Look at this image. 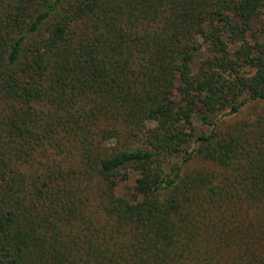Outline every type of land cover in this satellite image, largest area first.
Listing matches in <instances>:
<instances>
[{
	"label": "trees",
	"instance_id": "trees-1",
	"mask_svg": "<svg viewBox=\"0 0 264 264\" xmlns=\"http://www.w3.org/2000/svg\"><path fill=\"white\" fill-rule=\"evenodd\" d=\"M0 264H264V0H0Z\"/></svg>",
	"mask_w": 264,
	"mask_h": 264
}]
</instances>
